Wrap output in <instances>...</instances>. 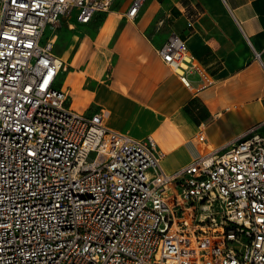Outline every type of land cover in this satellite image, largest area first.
<instances>
[{"label": "built area", "instance_id": "1", "mask_svg": "<svg viewBox=\"0 0 264 264\" xmlns=\"http://www.w3.org/2000/svg\"><path fill=\"white\" fill-rule=\"evenodd\" d=\"M113 1L0 0V264H264L258 126L167 173L152 137L109 131L54 87L65 65L46 30ZM157 53L174 71L188 57L174 33Z\"/></svg>", "mask_w": 264, "mask_h": 264}, {"label": "crops", "instance_id": "2", "mask_svg": "<svg viewBox=\"0 0 264 264\" xmlns=\"http://www.w3.org/2000/svg\"><path fill=\"white\" fill-rule=\"evenodd\" d=\"M131 2L46 30L70 110L106 112L109 131L152 137L167 173L251 127L264 134V0H146L129 19ZM172 33L187 46L178 71L157 53Z\"/></svg>", "mask_w": 264, "mask_h": 264}, {"label": "rangeland", "instance_id": "3", "mask_svg": "<svg viewBox=\"0 0 264 264\" xmlns=\"http://www.w3.org/2000/svg\"><path fill=\"white\" fill-rule=\"evenodd\" d=\"M56 52V51H55ZM57 53V52H56Z\"/></svg>", "mask_w": 264, "mask_h": 264}]
</instances>
